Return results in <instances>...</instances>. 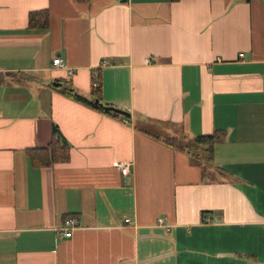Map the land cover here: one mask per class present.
<instances>
[{
	"label": "crops",
	"instance_id": "obj_1",
	"mask_svg": "<svg viewBox=\"0 0 264 264\" xmlns=\"http://www.w3.org/2000/svg\"><path fill=\"white\" fill-rule=\"evenodd\" d=\"M43 8L48 26L30 27ZM98 70L102 102L130 116L59 87L90 96ZM54 123L70 158L38 166L27 150ZM216 129L212 162L166 141ZM250 263L264 264V0H0V264Z\"/></svg>",
	"mask_w": 264,
	"mask_h": 264
},
{
	"label": "trees",
	"instance_id": "obj_2",
	"mask_svg": "<svg viewBox=\"0 0 264 264\" xmlns=\"http://www.w3.org/2000/svg\"><path fill=\"white\" fill-rule=\"evenodd\" d=\"M48 24L49 10L47 8L32 10L29 13L30 27L42 28L47 27ZM92 79L95 80L97 84L92 86L90 96L80 94L72 85H68L67 83L63 86V90L85 104L99 108L104 112L118 115L119 112L105 107L104 105L106 104L102 102V84L99 70L94 71ZM96 99H98V102L95 101ZM224 138L225 131L223 129H216L213 133L195 135L190 138L186 144H181L180 139L176 136L166 137V141L171 145L180 146L182 148L193 147L197 155L212 162L215 144L221 142ZM27 151L31 161L38 166H47L58 161H67L70 158V145L65 142L62 132L56 123L53 124L51 139L45 146L28 148Z\"/></svg>",
	"mask_w": 264,
	"mask_h": 264
},
{
	"label": "built area",
	"instance_id": "obj_3",
	"mask_svg": "<svg viewBox=\"0 0 264 264\" xmlns=\"http://www.w3.org/2000/svg\"><path fill=\"white\" fill-rule=\"evenodd\" d=\"M53 63L57 66H65L66 62L63 60L62 57H55L53 58ZM73 72V68H69V73L72 74ZM97 84V82L95 80L92 81V85L95 86ZM117 165L120 167V170L123 174H127L128 172H130V168H129V162L126 160H122V161H118ZM127 221H131V219L129 217H126ZM159 221H162V218H159ZM79 226V218L76 215H70L67 216L64 221L62 226L60 227V229L63 231V233L66 236H70L73 233L74 228Z\"/></svg>",
	"mask_w": 264,
	"mask_h": 264
},
{
	"label": "water",
	"instance_id": "obj_4",
	"mask_svg": "<svg viewBox=\"0 0 264 264\" xmlns=\"http://www.w3.org/2000/svg\"><path fill=\"white\" fill-rule=\"evenodd\" d=\"M52 83L54 85H60V84H62V82L57 81V80L56 81H53ZM95 101L98 102V99H96ZM104 106L107 107V108L113 109V110H115L117 112H120V113H122L124 115L130 116V112L128 110H125V109H122V108H119V107H116V106H113V105H104Z\"/></svg>",
	"mask_w": 264,
	"mask_h": 264
},
{
	"label": "rangeland",
	"instance_id": "obj_5",
	"mask_svg": "<svg viewBox=\"0 0 264 264\" xmlns=\"http://www.w3.org/2000/svg\"><path fill=\"white\" fill-rule=\"evenodd\" d=\"M59 87H63V85H60Z\"/></svg>",
	"mask_w": 264,
	"mask_h": 264
}]
</instances>
